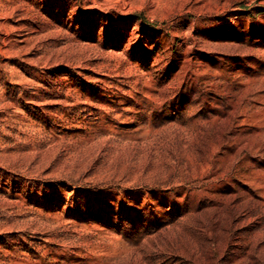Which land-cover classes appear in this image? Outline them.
Returning <instances> with one entry per match:
<instances>
[{"label": "rangeland", "instance_id": "1", "mask_svg": "<svg viewBox=\"0 0 264 264\" xmlns=\"http://www.w3.org/2000/svg\"><path fill=\"white\" fill-rule=\"evenodd\" d=\"M0 264H264V0H0Z\"/></svg>", "mask_w": 264, "mask_h": 264}]
</instances>
